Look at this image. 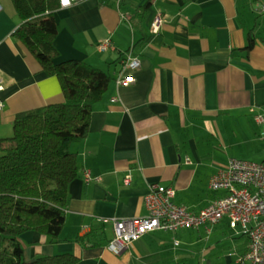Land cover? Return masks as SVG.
I'll use <instances>...</instances> for the list:
<instances>
[{
  "label": "crops",
  "instance_id": "obj_1",
  "mask_svg": "<svg viewBox=\"0 0 264 264\" xmlns=\"http://www.w3.org/2000/svg\"><path fill=\"white\" fill-rule=\"evenodd\" d=\"M0 4L5 137L18 113L64 94L60 79L15 35L22 19L13 1ZM54 16L57 60L80 59L113 78L88 134L72 145L80 172L69 186L62 240L26 231L25 258L71 252L74 264H249L240 263L249 240L227 219L210 231H153L120 254L108 243L114 219L147 215L150 183L174 187L176 203L199 210L219 195L208 185L231 157L264 161V123L255 118L264 115V0H81L60 5ZM107 39L110 47L100 50ZM129 55L138 68H126ZM120 74L135 82L118 84Z\"/></svg>",
  "mask_w": 264,
  "mask_h": 264
},
{
  "label": "trees",
  "instance_id": "obj_2",
  "mask_svg": "<svg viewBox=\"0 0 264 264\" xmlns=\"http://www.w3.org/2000/svg\"><path fill=\"white\" fill-rule=\"evenodd\" d=\"M12 1L22 19L15 35L44 72L60 79L64 100L18 113L13 134L0 137V264H74L79 258L71 252L27 260L21 235L35 230L62 240L69 186L80 172L72 145L88 134L94 106L113 77L80 59L57 60L60 0Z\"/></svg>",
  "mask_w": 264,
  "mask_h": 264
},
{
  "label": "built area",
  "instance_id": "obj_3",
  "mask_svg": "<svg viewBox=\"0 0 264 264\" xmlns=\"http://www.w3.org/2000/svg\"><path fill=\"white\" fill-rule=\"evenodd\" d=\"M60 1L61 6H67L81 0ZM161 21L160 16L155 18L154 29L159 28ZM109 47V39L98 44L100 50ZM125 66L136 69L140 66V60L129 55ZM133 82V75L120 74L117 78L120 85ZM4 88L5 82L0 79V110L5 104L1 97ZM255 118L259 123H264L263 114H257ZM186 162L191 163V160L187 158ZM130 179L131 176L127 175L125 181L129 182ZM91 180V172L86 170L85 181L88 183ZM209 188L219 195L208 205L194 210L174 201V187L160 182L150 183L149 192L145 197L147 215L114 219V237L109 241L108 247L120 254L133 242L153 231H176L201 226L210 231L214 225L227 219L230 228L247 236L249 240L240 263L264 264V161L231 157L225 167L211 176Z\"/></svg>",
  "mask_w": 264,
  "mask_h": 264
},
{
  "label": "rangeland",
  "instance_id": "obj_4",
  "mask_svg": "<svg viewBox=\"0 0 264 264\" xmlns=\"http://www.w3.org/2000/svg\"><path fill=\"white\" fill-rule=\"evenodd\" d=\"M13 128H11V131H10V134L9 135H6V136H10V135H12L13 134V130H12ZM214 170V169H213ZM212 172H214V171H212ZM216 172H217V170H216ZM215 173V172H214ZM214 173H212V174H214ZM209 176H211V174L209 175ZM208 188H209V185H208ZM209 190H210V192H212V193H215V192H213V191H211V189L209 188ZM191 250H195L197 247L196 246H192V247H189Z\"/></svg>",
  "mask_w": 264,
  "mask_h": 264
},
{
  "label": "snow or ice",
  "instance_id": "obj_5",
  "mask_svg": "<svg viewBox=\"0 0 264 264\" xmlns=\"http://www.w3.org/2000/svg\"><path fill=\"white\" fill-rule=\"evenodd\" d=\"M65 2H67V0H65Z\"/></svg>",
  "mask_w": 264,
  "mask_h": 264
}]
</instances>
